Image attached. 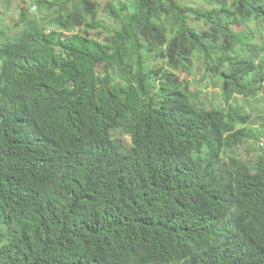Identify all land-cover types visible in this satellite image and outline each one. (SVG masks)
<instances>
[{
	"label": "trees",
	"instance_id": "16d2710c",
	"mask_svg": "<svg viewBox=\"0 0 264 264\" xmlns=\"http://www.w3.org/2000/svg\"><path fill=\"white\" fill-rule=\"evenodd\" d=\"M199 1L0 25V264H264V0Z\"/></svg>",
	"mask_w": 264,
	"mask_h": 264
},
{
	"label": "rangeland",
	"instance_id": "374dc122",
	"mask_svg": "<svg viewBox=\"0 0 264 264\" xmlns=\"http://www.w3.org/2000/svg\"><path fill=\"white\" fill-rule=\"evenodd\" d=\"M31 1L32 0H0V25L6 26L9 30L12 31L22 30V25H20L19 22L21 9H28ZM95 1H97L103 8L109 2H118V1L131 2L133 0H95ZM184 1L185 2L192 1L197 5H200L199 0H184ZM101 17H103V19L107 18L106 13L103 10L101 12ZM107 21L109 27H111L112 26L111 22L109 20ZM91 35L96 36V33L92 32ZM195 73L197 76V80L195 79V77H189L187 79L193 82L195 87L202 92V96H201L202 100L208 102L209 106H218L220 104L222 105L220 91L219 89L213 86V80H211L210 78L207 81H203L202 71L200 68H197ZM196 81H198V83H195ZM253 109L254 111H259L260 113L259 117L264 119L263 97H259V103L256 106L253 105L252 108L249 107L246 110L251 113ZM122 139L124 141L126 140L127 142L129 141V139H127L126 137ZM262 142L264 143V140L261 141L260 143ZM260 143L257 144V143L249 142L248 144L241 145L239 148L235 149L231 154L233 156L240 158L241 161L244 163L255 161L263 153L264 146L263 147L259 146Z\"/></svg>",
	"mask_w": 264,
	"mask_h": 264
},
{
	"label": "clouds",
	"instance_id": "9594fccd",
	"mask_svg": "<svg viewBox=\"0 0 264 264\" xmlns=\"http://www.w3.org/2000/svg\"><path fill=\"white\" fill-rule=\"evenodd\" d=\"M260 142H261V141H260ZM260 142H259V143H260ZM259 146H262V147H263V146H264V143H263V142H262V143H260V145H259Z\"/></svg>",
	"mask_w": 264,
	"mask_h": 264
}]
</instances>
